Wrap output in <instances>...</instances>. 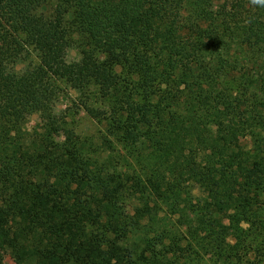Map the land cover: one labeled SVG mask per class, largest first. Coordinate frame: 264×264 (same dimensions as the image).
<instances>
[{
    "label": "trees",
    "instance_id": "16d2710c",
    "mask_svg": "<svg viewBox=\"0 0 264 264\" xmlns=\"http://www.w3.org/2000/svg\"><path fill=\"white\" fill-rule=\"evenodd\" d=\"M63 83L104 99L101 144ZM263 195L264 5L0 0V264H248Z\"/></svg>",
    "mask_w": 264,
    "mask_h": 264
},
{
    "label": "rangeland",
    "instance_id": "374dc122",
    "mask_svg": "<svg viewBox=\"0 0 264 264\" xmlns=\"http://www.w3.org/2000/svg\"><path fill=\"white\" fill-rule=\"evenodd\" d=\"M51 9V4H48L45 7L46 11ZM66 21L68 22V25H70L72 17L68 16ZM80 40L81 38L76 32L72 34V43L67 52L68 61H75L81 57ZM33 55L27 60L26 63L36 60L34 53ZM62 86L63 91L61 92L57 102L58 113L65 117V119L68 121V126L74 128L78 134L90 136L97 144H101L103 136L107 134V122L97 121L91 117L84 108L85 104L95 106L99 110L105 107L104 99L100 97L96 87H91L81 91L65 83H63ZM43 125L44 120L39 113L28 115L22 122L23 130L25 131V135L28 138L27 141L30 139L31 134H33L35 130H42ZM55 136L58 139L63 138L62 132L60 130L56 132ZM106 154H108V152L105 153V156ZM193 194L202 196L198 189H196ZM195 201H197V199H195L194 202ZM262 203L264 205V197L262 198ZM132 204H135L134 200H132ZM243 225L244 227L249 226L247 223H244ZM256 228L257 223L251 225V229L255 230ZM231 242L235 243V240L232 238ZM257 246L258 244L256 240L253 242L252 248L248 249L246 255V258L249 260L248 264H264V256L256 251ZM5 264H16L9 252L5 254Z\"/></svg>",
    "mask_w": 264,
    "mask_h": 264
},
{
    "label": "clouds",
    "instance_id": "9594fccd",
    "mask_svg": "<svg viewBox=\"0 0 264 264\" xmlns=\"http://www.w3.org/2000/svg\"><path fill=\"white\" fill-rule=\"evenodd\" d=\"M253 3L264 5V0H252Z\"/></svg>",
    "mask_w": 264,
    "mask_h": 264
}]
</instances>
